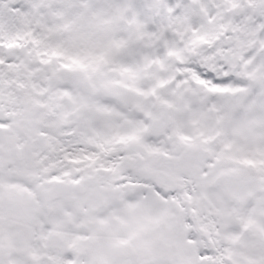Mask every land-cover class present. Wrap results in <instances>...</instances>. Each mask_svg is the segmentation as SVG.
I'll use <instances>...</instances> for the list:
<instances>
[{
  "label": "snow or ice",
  "instance_id": "obj_1",
  "mask_svg": "<svg viewBox=\"0 0 264 264\" xmlns=\"http://www.w3.org/2000/svg\"><path fill=\"white\" fill-rule=\"evenodd\" d=\"M0 264H264V0H0Z\"/></svg>",
  "mask_w": 264,
  "mask_h": 264
}]
</instances>
